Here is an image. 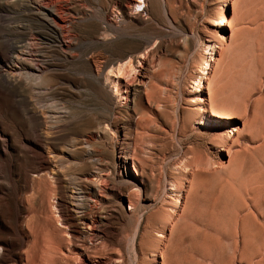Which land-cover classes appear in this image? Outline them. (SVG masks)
I'll use <instances>...</instances> for the list:
<instances>
[{
    "label": "rangeland",
    "instance_id": "374dc122",
    "mask_svg": "<svg viewBox=\"0 0 264 264\" xmlns=\"http://www.w3.org/2000/svg\"><path fill=\"white\" fill-rule=\"evenodd\" d=\"M113 1L0 0V121L52 156L4 155L0 264H264V0ZM147 52L143 85L115 95L105 74Z\"/></svg>",
    "mask_w": 264,
    "mask_h": 264
},
{
    "label": "bare ground",
    "instance_id": "6f19581e",
    "mask_svg": "<svg viewBox=\"0 0 264 264\" xmlns=\"http://www.w3.org/2000/svg\"><path fill=\"white\" fill-rule=\"evenodd\" d=\"M135 4V6H138L140 4V2L136 1V0H114L113 1V5L117 6L118 9H120L121 11H124L125 8L127 6H129L128 4ZM116 10V9H115ZM114 12V11H113ZM126 12V10H125ZM51 22L55 25V26H60L61 25V17L59 16V14L54 13L52 11H48L47 12ZM104 19L103 21H109L110 20V16L108 17V12H104ZM115 15V14H114ZM48 17V18H49ZM64 17V16H63ZM68 17V16H67ZM112 19V18H111ZM112 23V21H111ZM110 24V23H108ZM215 24L217 25H225V19L223 17H220ZM106 28V27H105ZM220 36L223 37L222 33H220ZM149 52H147L146 54L144 53L143 59L142 60H136L133 56L127 60L128 62L126 64H121V66H119L118 70H115L116 72H114L111 68V71H109L107 74H105V82L108 83V85H110V89L111 91L117 95L119 97V95L121 96H129L128 94L131 92V90L133 89V86L135 84H142L144 81V78L147 76L146 75V71L148 69V66L151 62V59L149 56ZM17 61L19 62V56L15 55L14 59H12V61L10 62L8 60L7 63V77L8 80L7 82L9 83L10 87H8V90L13 91L16 88V84L19 80H21V76H17L15 75V69L12 63H14V65L17 63ZM153 62V61H152ZM151 62V64H152ZM145 64V66H143ZM137 67L139 66V70L138 71V75H140L139 77L136 76L135 78H133L131 81H127L125 79H123V73L126 72L128 73V70H131V68L133 67ZM153 68V67H152ZM114 69V67H113ZM117 69V68H116ZM130 72V71H129ZM137 72V71H136ZM125 74V73H124ZM128 75V74H127ZM148 78V77H147ZM200 83V82H199ZM143 85V84H142ZM6 93V92H4ZM31 114H35L37 112V109L33 106L31 107L30 111ZM215 117H219V118H226L227 115H225L223 112H216ZM229 115V114H228ZM19 132L22 135V139L23 141L27 142V145L25 146H17L16 143H14L13 138H12V134L11 132L7 131L6 128L2 125L1 121H0V178L3 179L7 185L9 187L14 186V180L11 177V170L9 168V171L6 173L4 171L5 168L8 167L7 161L4 157V155L7 153L8 150H10L11 148H15L17 150L20 151L19 155L16 156L15 158V162H14V166L18 167L20 165V161H25V157H30V154L32 155L29 159L28 162H25L26 166L28 167H32L33 169H36L37 171L44 169L46 167H48L51 163H50V159H52L49 154H47V159L44 162L38 161L37 159L34 161V157H35V150H34V145H33V140L31 138L32 134L29 130V128L27 126H25L23 123H19L18 128ZM39 132V131H38ZM42 135L43 137H45V133L43 131V128L41 129ZM35 144V143H34ZM223 147H221L222 149ZM42 151H45V147L42 146ZM41 149H39L41 151ZM37 153V152H36ZM119 160H118V165H120L119 167H126V160L125 158L119 154ZM123 164V165H122ZM46 174L44 175H40L38 176L36 179H33V185L35 181H43L46 178ZM16 180H18L19 185L17 186L18 190L21 189H25L28 188L30 186V180L28 178L27 175V171L24 169L23 171H17V176L15 178ZM135 184L133 185H137V182H134ZM261 192V191H260ZM7 200V193H5L2 197H0V212L4 213L5 215H9L10 213V207ZM21 200V207H22V211L26 212L28 211L29 207L31 206V201L29 197H24L21 196L20 197ZM178 199L176 198L174 200V205H177ZM33 218V217H32ZM94 218H88V220L86 222H82L84 223V225L86 224V227L88 229H93V223H94ZM26 222V221H25ZM21 223L20 227L21 230L23 232V236H28L31 234V229L30 226L27 223ZM167 228V227H166ZM161 233V232H160ZM166 235V234H165ZM3 241L0 239V247L3 246ZM19 257V256H18ZM87 258V260H86ZM83 260L84 263L83 264H102V262L97 259H90L89 257H84L83 256ZM102 260V259H101Z\"/></svg>",
    "mask_w": 264,
    "mask_h": 264
}]
</instances>
